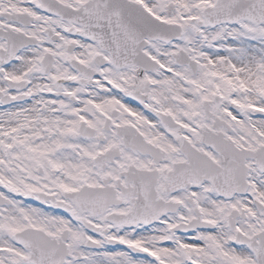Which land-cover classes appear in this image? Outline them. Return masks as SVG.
Masks as SVG:
<instances>
[{"label":"snow or ice","instance_id":"obj_1","mask_svg":"<svg viewBox=\"0 0 264 264\" xmlns=\"http://www.w3.org/2000/svg\"><path fill=\"white\" fill-rule=\"evenodd\" d=\"M0 264H264V0H0Z\"/></svg>","mask_w":264,"mask_h":264}]
</instances>
